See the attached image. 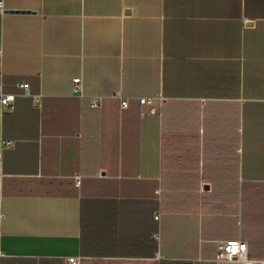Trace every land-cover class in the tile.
I'll return each mask as SVG.
<instances>
[{"label": "crops", "instance_id": "crops-1", "mask_svg": "<svg viewBox=\"0 0 264 264\" xmlns=\"http://www.w3.org/2000/svg\"><path fill=\"white\" fill-rule=\"evenodd\" d=\"M0 3V264L264 262V0Z\"/></svg>", "mask_w": 264, "mask_h": 264}, {"label": "built area", "instance_id": "built-area-1", "mask_svg": "<svg viewBox=\"0 0 264 264\" xmlns=\"http://www.w3.org/2000/svg\"><path fill=\"white\" fill-rule=\"evenodd\" d=\"M3 12V5L0 3V13ZM76 91L80 92L82 90V81L80 79H75L74 81ZM18 88L23 89L28 92L29 88L25 83H20L17 85ZM15 96L4 95L0 92V102L4 105H9L13 107L15 102ZM142 103L145 101L142 100ZM97 102H92V107H96ZM123 108L128 107V102L122 103ZM14 143L6 142L4 143V148L13 147ZM80 178L76 176L78 181ZM217 264H264V262L251 261L248 255V244L241 239L224 241L218 244V253L216 257ZM66 264H81V258L79 257H70L66 259Z\"/></svg>", "mask_w": 264, "mask_h": 264}, {"label": "rangeland", "instance_id": "rangeland-1", "mask_svg": "<svg viewBox=\"0 0 264 264\" xmlns=\"http://www.w3.org/2000/svg\"><path fill=\"white\" fill-rule=\"evenodd\" d=\"M226 185V184H225ZM233 240H237V239H233ZM232 241V240H231Z\"/></svg>", "mask_w": 264, "mask_h": 264}]
</instances>
